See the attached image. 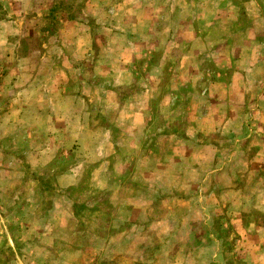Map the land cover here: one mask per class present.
<instances>
[{"label":"rangeland","instance_id":"rangeland-1","mask_svg":"<svg viewBox=\"0 0 264 264\" xmlns=\"http://www.w3.org/2000/svg\"><path fill=\"white\" fill-rule=\"evenodd\" d=\"M31 2L0 0V264H264V0Z\"/></svg>","mask_w":264,"mask_h":264},{"label":"crops","instance_id":"crops-1","mask_svg":"<svg viewBox=\"0 0 264 264\" xmlns=\"http://www.w3.org/2000/svg\"><path fill=\"white\" fill-rule=\"evenodd\" d=\"M16 1V4L20 7L22 5V3H20V0H15ZM31 4H30V7L29 9H31V11H42L40 10L43 6H42V3L43 0H31ZM26 12V10H25ZM39 13V12H38ZM35 15L34 13L32 14V16L28 19L30 22H33L32 18L35 19ZM70 21H74V19H70ZM7 22V21H6ZM10 22V21H9ZM33 23H36V22H33Z\"/></svg>","mask_w":264,"mask_h":264}]
</instances>
